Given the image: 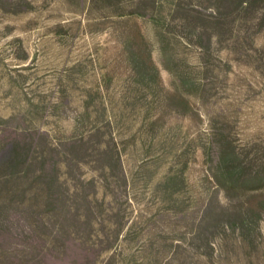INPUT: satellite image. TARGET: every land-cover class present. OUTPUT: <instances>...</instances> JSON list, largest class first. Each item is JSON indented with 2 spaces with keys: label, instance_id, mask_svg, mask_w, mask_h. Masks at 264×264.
<instances>
[{
  "label": "rangeland",
  "instance_id": "rangeland-1",
  "mask_svg": "<svg viewBox=\"0 0 264 264\" xmlns=\"http://www.w3.org/2000/svg\"><path fill=\"white\" fill-rule=\"evenodd\" d=\"M0 264H264V0H0Z\"/></svg>",
  "mask_w": 264,
  "mask_h": 264
}]
</instances>
